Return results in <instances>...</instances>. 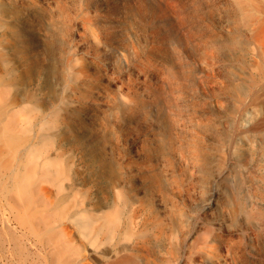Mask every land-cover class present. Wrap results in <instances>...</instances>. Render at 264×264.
<instances>
[{"label":"bare ground","instance_id":"bare-ground-1","mask_svg":"<svg viewBox=\"0 0 264 264\" xmlns=\"http://www.w3.org/2000/svg\"><path fill=\"white\" fill-rule=\"evenodd\" d=\"M209 1L116 0L127 17L148 27L146 51L136 56L133 40L111 41L118 29L114 21L107 13L89 12L86 0H0V186L10 215L1 221L2 245L8 222H16L20 232L11 236L12 252L20 245L39 264H220L216 245L223 238L213 233L215 227L192 225L170 198L178 191V176L168 168L177 160L206 176L208 130L214 129L219 138L226 131L224 158L235 168L239 164L244 187L237 215L254 231L264 256V0H214L231 16L227 26L240 25L246 37L241 67L231 76L227 65L232 70L225 83L235 98L226 120L218 117L223 97L215 99L211 114L195 101L203 97L195 95V85L202 94L210 84L213 52L240 44L238 35L223 40V33L206 30L212 26L204 15ZM71 26L79 30L77 43L64 40ZM184 27L196 28L200 39L193 42L197 35L191 39ZM181 29L186 33L180 35ZM36 48L53 52L55 61L46 64ZM77 49L86 56L78 57ZM108 53L130 63L142 80L110 90L87 62ZM130 126L144 128L141 154L119 162L110 143ZM158 166L168 167L161 172ZM223 173L216 172L212 184ZM214 188L202 206L222 210L223 192Z\"/></svg>","mask_w":264,"mask_h":264},{"label":"rangeland","instance_id":"rangeland-1","mask_svg":"<svg viewBox=\"0 0 264 264\" xmlns=\"http://www.w3.org/2000/svg\"><path fill=\"white\" fill-rule=\"evenodd\" d=\"M69 1H71V0H69ZM212 2L215 3V5ZM212 2L211 1L208 2L209 3V9L210 10H208V11L206 10L207 12L204 10L205 18L207 17L206 20L209 21L210 25H212V26H209V29H206V30H208V31H212V30L213 31H216L220 36H221V33H223L222 36H221L223 40H224L225 35H226L225 39H229V38H232L233 36L235 37V36L238 35L237 38L239 37L240 44H239V42L236 43V46L239 44L238 47L234 46L235 44L234 45H231L232 48L229 47L230 45L228 46L226 44L228 47L226 45L225 46L223 45L222 46L223 48L222 47L220 49L217 48L218 51L213 52V55H214L213 58H215V59L212 58L213 60L210 61L211 62V67L209 69L210 71L207 72V74H209L208 75L209 76L208 78L210 80L209 81L210 84H208L207 90H205L204 92H202V94H199V93L197 94V92H199L201 90V88L199 86H197V84L195 85V89H196L195 95H197V96L198 95H200V96L202 95L203 96L202 98L199 97V96L196 97L195 101H199L200 100L199 101V105H201V106H199L198 105V102H196L197 109L198 110L201 108L202 110H205V111H207V112H209L211 114V111H214V109H216L215 99H220V98L223 97L224 99H221V102H223L224 104L222 105V108L220 110L221 112L220 111L218 112V117H220L221 120H224V119L226 120V118H228L227 117L228 116L227 115L228 114V111H230V109L232 108L231 106L233 105V104L230 105V103L231 102H234V98H235V96L233 97V95L230 93V91H228V88H229V85H230L229 82H230V78H231L230 77V74H231V70H232V68H230V67H233V71H234V72L232 71L231 76L233 75V73H236L237 72V70H235L237 67H238L237 69H239L241 67V64L243 62V59L245 57L244 50H245V38L246 37H244L243 35H240V33L243 34L241 32L242 27L240 25L239 26H237V25L232 26V25L228 24V26H227V22H229L231 20V16L229 14H227L225 11H223L222 9L219 10L217 8V2L216 1L213 0ZM85 3L87 4L86 6H87V9H88L89 12H93L94 11L95 13H101V12L102 13H105V14L107 13V14H109V19H111V22L114 21L113 22L114 30H116L117 28L118 29L115 31V35L110 38L111 41L113 40L112 41L113 43L114 42L116 43V41H117L116 44H118V42H119V44L120 43L121 44H124V43L126 44V42L129 43V42H131L133 40L132 43H135L134 44V47H135L134 48V52H135V54H137L136 56H139L141 52L143 53L144 51H146L147 42H149V40H148L149 39V36H147L148 35L147 34L148 33V27L142 21V19L140 21V18L135 17V16H132L130 14H128L129 16L127 17V14L123 11V9L121 8V5L119 4V2H117L118 4L116 3V0H113V1L112 0H94V1L93 0H91V1L86 0ZM111 6H112V8H111ZM214 8H216V9H214ZM114 9H116V10H114ZM109 10H110V13H109ZM122 11H123V13H122ZM116 12H117V14H116ZM120 12L122 14H120ZM110 14H112V15L110 16ZM225 14H227V15H225ZM200 15L201 14H199L198 16H200ZM112 17H113V19H112ZM208 17H209V19H208ZM117 18L119 19V21H118ZM223 20H225V22ZM219 21H220V23H219ZM140 22H142V23H140ZM196 22H197V19H196ZM217 23H218V25H215ZM119 24H121V25L123 24L122 26L120 25L121 28H120ZM123 26H125V29H124ZM214 26H216L215 28H217V30H214L215 29V28H213ZM224 26H226V28ZM174 27H175V29L177 31H179V29H178V27L176 25H174ZM210 27H212V28L210 29ZM126 29H127V32H126ZM162 29H163V27H162ZM188 29H190V28H188ZM192 29H193V32L191 31ZM192 29H190L191 32L189 30H187V28H185V27H184L183 30H187L188 31V34H190V33L192 34V35H188V36H190L191 39H193V37H196V35H197V37L193 39L194 40L193 42H196L198 39H200L199 38L200 37L199 36L200 35V32H198L197 29L196 30L194 28H192ZM219 29H220V31H221V29H223L222 30L223 32H220ZM225 29H227V30H225ZM230 29H231V31L236 32V33H234L235 35L233 34V32L228 33V31ZM118 30L119 31L122 30L121 31L122 33L121 32H120L121 34L118 33ZM77 31H79V30H77L75 27H72L71 26L68 29L66 35L64 36V40L65 41H70L72 43H77L78 42V40H77L78 36L76 37V32ZM182 31H181V33H182ZM208 31H205V32L208 33ZM224 31H226V34H225ZM125 32L127 34H124L123 35V33H125ZM194 32H195V34H194ZM237 32H239V33H237ZM181 33H180V35H183L184 33H186V31H183L182 34ZM198 33H199V35H198ZM227 33H228V35H227ZM193 34H194V36H193ZM129 35H132V36H130L131 38L129 37ZM191 36H193V37H191ZM121 37L123 39H121ZM128 38H130V39H128ZM124 39H126V40H124ZM39 42H41V41H39ZM143 42H144L145 45L143 44ZM135 45H139L138 47H140V49L137 46H135ZM142 46H143V48H142ZM136 47H137V49H136ZM233 47H235L236 50ZM36 49L40 52L39 58L40 59H42V58L45 59L46 60V64H50L52 61L53 62L55 61L54 60V56H53V52H51L49 50H44V54H43V50H40V48H36ZM228 49H232V50H228ZM138 50H140V51H138ZM238 51H239V53H238ZM75 53H76V55L78 57H85L86 56L85 55V50L81 51L80 49H77V50H75ZM142 53H141V55H142ZM219 54L220 55L225 54L222 57L223 58V61H221L222 58H221V56H219ZM106 55H98V58L97 59H93V61L94 62H97V64H99V65L94 64V62L92 60H90V59H87V62L89 64V68H90L91 72L93 74H95V76L98 77L104 84H106L107 87L110 90H113V89H115L116 86H121L122 84H124L126 82H129V81L130 82L132 81L131 83H133V85L136 86L137 82L140 81V80H142L143 75L140 72H138V70L137 71L131 70L130 69V66H129L130 63L123 62L121 58H118V56H116L114 54L112 55V54H109L108 53ZM229 56H231V58ZM220 58H221V60H220ZM239 59L241 61V64H239ZM219 60L221 61V63H220ZM228 62H231L232 63V66L230 65L231 63L229 64ZM213 64H216V65H213ZM227 65L230 66V67L228 68ZM236 65H238V66H236ZM212 67H213V69H212ZM226 69H227L228 72L226 71ZM213 74H214V78H213ZM216 75L218 77L219 76L220 77L219 78H216ZM221 75H222L223 79H222ZM215 79L216 80L218 79V80L216 81ZM221 80H223L222 81L223 82L222 83L223 86H222V84H219V83H221ZM225 80L226 81H229L228 84L225 83ZM213 84H214V86H212ZM210 86L213 87V90H212V88H210ZM219 87L221 88V90L220 89L219 90L217 89ZM197 88H199V89H197ZM208 90H209V92H208ZM205 92H206V94H204ZM207 92H208V94H207ZM212 93L214 94L213 96H212ZM221 93H223V94H221ZM222 100H224V101H222ZM212 101H213V103H212ZM211 103H212V105L210 106ZM221 113H222V115L224 113V115H223L224 118L221 117L222 116V115H220ZM90 123H92V122H90ZM117 127L120 128L119 126H117ZM143 129L144 128H142V126H134V127L133 126H130L128 129L125 128L124 130H119L118 131L119 134H118L117 142L116 143H113V142L110 143V146H111V148H110L111 149V154L116 158L117 161L121 162V161H126L127 159H133V158L135 159V158H137V154L138 155L141 154V149H140L141 148V141H140V139H141V136L143 135L142 133H144L142 131ZM208 131H209L208 132L209 133L208 134V136H209L208 138L209 139H208L207 146L209 145L210 147L209 146L207 147L208 148V152H209L208 153L209 154V157L207 159V174H206V176L203 173H200L199 174L198 171H196L192 167L189 168L183 162L181 164V161L179 162L177 160H172V162L175 165L173 163H171L169 167L168 166H165L164 167L165 169H167V167H168L171 171L173 169L174 174L178 176V184H177L178 186H176L178 191L175 192V194H172L171 195L172 197H170V198L172 200H175L176 202L175 201L174 202L175 203H178L177 205L178 206L180 205V207L183 208L186 211V213L188 214V216L190 217V219L192 221L191 222L192 225L194 223L196 226L202 225V226H212V227H215L213 229V233L214 234L216 233V235L217 234L220 235V237H222L225 240V241H223V239H222V242H220V244H217L216 245V251H217L218 255L220 256V258H219L220 259L219 260L220 261V264H259L261 262L264 263L263 262L264 261V256H262V254H259V252H260V246L255 241L254 234H251L254 231H252L250 228H244V226H242L241 221H240L239 216H238L239 215L238 212H239V208H240V206H238V204H240L239 201H241V193H242V189L244 187V184H243L244 182L242 181L241 178H238V176H239V164H237L238 167L236 165V168H235V165H233V166L230 165L227 162L226 158H224V157H226L227 154L222 153V149L223 148H220V146L223 147V143H225L226 131L224 130L225 132L223 133V137H222L223 139L221 137L219 138V137H216L215 135H213L214 134V129H211V132L213 134L210 132V129ZM119 136H121V137H119ZM217 138L220 139V140H218ZM221 142H223V143H221ZM218 156H219V158H218ZM221 160L222 161L224 160V163L221 162ZM208 164H210V165L213 164V165L210 166ZM183 167H184V169H183ZM157 168H159L158 170H160L161 172H165L164 171L165 169L163 167L158 166ZM188 169H189V171H188ZM208 170H210V171H208ZM220 170H221V172H224L223 175L220 177V180L218 179L214 184H212V182L214 180L213 179L214 174L216 172H220ZM228 170H230L229 171L230 173L232 171L233 172L230 174L229 172H227ZM193 171H195L196 173L193 172ZM183 172H184V175H183ZM236 172H237V175H236ZM178 173H180V175ZM187 173L190 174V175H188ZM185 174H187V175H185ZM183 176H185V177H183ZM184 178L186 180H184ZM194 178L195 179L197 178V179L196 180H193ZM204 179H206V180H204ZM208 180L211 181V184L212 185L211 184H208V182H209ZM239 180L242 181V182H240ZM189 181L193 185L189 186L190 185L189 184ZM194 183H195V185H194ZM222 184H224V186ZM229 185H230V189H229ZM178 187H181V188L178 189ZM213 187H215L214 189H217L218 190V193L219 194H220V192L221 193L223 192L222 194H220L221 196L219 195V197H220L219 198V202L221 204L222 201L223 202L226 201L225 203H222L226 208L225 207L224 208L222 207V210H220V209H215V208H206V207H203L202 206V200L213 189ZM219 188H221V189L219 190ZM238 190H241V191H238ZM225 191H227V192H225ZM235 191H236V193H235ZM238 192H240V194ZM3 194H4V189H2V187L0 186V232L2 231L1 221L3 219H5L6 221H8L9 218H10L9 213L7 211H5L4 210V207H3V201H2L3 200ZM224 196H225L226 199L224 198ZM227 198H229V199H227ZM227 209H229V210H227ZM231 210H232V212H231ZM228 211H230V212H228ZM230 215H233L234 217L233 216L231 217ZM215 219L218 220V221H220V224H222V222H223V224L222 225H216V226H214V224L212 222L215 221ZM229 220H230V222H229ZM9 223L10 222H8V225L9 226H7V228H5L7 243H5L4 245H2L1 244V241H0V264H39V259L36 256H32V255L26 254L23 251L22 246H20V245L16 248V251L17 252H14L15 254L12 252L11 236L13 234H18L20 232V229H19V225L16 222L15 223H10V224ZM225 238L227 240L228 239L229 240L227 241ZM249 239H251V240H249ZM253 241H254V243H253ZM224 242H225V244H224ZM227 242H228L229 245H227ZM230 243H232V246L231 247H229L231 245ZM251 247L252 248L255 247L256 249L254 248L253 250H251L252 249ZM227 248H230L231 249L230 250L231 251V255H230L229 252L228 253L226 252L227 251ZM249 248H251V249H249ZM82 254L83 255H86L85 252H82ZM258 260H259V262H258Z\"/></svg>","mask_w":264,"mask_h":264}]
</instances>
